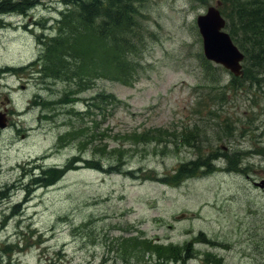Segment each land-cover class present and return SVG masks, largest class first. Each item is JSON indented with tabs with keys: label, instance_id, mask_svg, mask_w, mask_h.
Listing matches in <instances>:
<instances>
[{
	"label": "rangeland",
	"instance_id": "374dc122",
	"mask_svg": "<svg viewBox=\"0 0 264 264\" xmlns=\"http://www.w3.org/2000/svg\"><path fill=\"white\" fill-rule=\"evenodd\" d=\"M21 1L0 16V187H14L0 200V264H158L134 247L143 240L191 242L185 264L210 253L264 264V81L230 85L232 73L204 57L197 25L224 0H133L129 82L98 76L83 89L32 64L75 0ZM98 92L119 104L84 110ZM210 155L213 171L175 177ZM49 168L60 178L36 182Z\"/></svg>",
	"mask_w": 264,
	"mask_h": 264
},
{
	"label": "trees",
	"instance_id": "16d2710c",
	"mask_svg": "<svg viewBox=\"0 0 264 264\" xmlns=\"http://www.w3.org/2000/svg\"><path fill=\"white\" fill-rule=\"evenodd\" d=\"M31 1L38 2L22 0V6L18 8L25 7ZM72 3L73 7L62 12L57 21L58 33L42 39L44 49L32 64H37L46 77L74 80L82 89L89 87L90 82L98 76L129 82L128 54L137 50V46L128 38L133 36L132 29L136 25L133 0H75ZM6 5L7 0L0 1V16L6 10ZM221 11L227 18L229 32L245 52L247 61L243 78L232 77L230 85L238 87L248 79L264 81V0H224ZM117 102L119 99L115 94L99 92L87 102L86 108L87 111L104 113L105 108L119 104ZM68 133L70 131L60 136V143H63ZM205 159L208 161L202 162ZM205 159L198 156L186 163L179 173L186 167L198 170L202 166H206L207 172H211L214 170L212 155ZM233 163L229 161L228 169H235ZM67 168H70L69 165ZM42 173L44 178L36 180L46 184L54 183L62 175L52 168ZM181 175L187 176L186 173ZM134 239L128 238L121 242L125 251ZM142 242H135L134 247L139 245L144 251L155 254L158 264H185L193 256L191 242L183 245L159 244L153 240ZM207 255L211 257L208 264H221V259L211 253Z\"/></svg>",
	"mask_w": 264,
	"mask_h": 264
},
{
	"label": "water",
	"instance_id": "95a60500",
	"mask_svg": "<svg viewBox=\"0 0 264 264\" xmlns=\"http://www.w3.org/2000/svg\"><path fill=\"white\" fill-rule=\"evenodd\" d=\"M197 23L203 36L204 52L207 58L224 64L235 74H240V61L244 58V54L235 45L230 34L223 29L226 20L220 10L216 6H209L206 13L198 16ZM5 125V117L0 114V126Z\"/></svg>",
	"mask_w": 264,
	"mask_h": 264
},
{
	"label": "bare ground",
	"instance_id": "6f19581e",
	"mask_svg": "<svg viewBox=\"0 0 264 264\" xmlns=\"http://www.w3.org/2000/svg\"><path fill=\"white\" fill-rule=\"evenodd\" d=\"M1 1V0H0ZM41 1V0H38V2ZM37 2V3H38ZM4 185V186H3ZM2 187H0V200L1 199H4L7 195H9L14 187L11 186V185H8V184H1Z\"/></svg>",
	"mask_w": 264,
	"mask_h": 264
}]
</instances>
